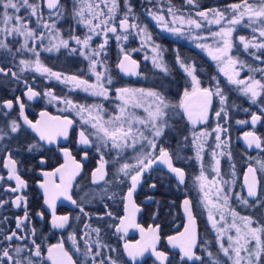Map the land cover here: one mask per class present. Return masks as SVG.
I'll return each mask as SVG.
<instances>
[{"label":"snow or ice","instance_id":"1","mask_svg":"<svg viewBox=\"0 0 264 264\" xmlns=\"http://www.w3.org/2000/svg\"><path fill=\"white\" fill-rule=\"evenodd\" d=\"M186 2L188 5L196 4V0H186ZM45 5L49 10L50 20L53 14L57 20L64 17V5L61 3V0H45ZM119 7L118 0H74L72 11L69 15L75 20L76 24L87 29V34L81 38L78 35L72 34V31H70L68 38H61L56 28V22L49 23L45 21L41 4L37 0H0V49L5 50L13 60H15L16 53L21 52H30L36 57L34 61L20 59V73L32 70L46 77H52L61 83L72 84L78 88H83L84 91H90L92 95L103 96L107 99L108 91L102 83V80L105 78L104 73L97 70L98 66L103 65L96 57L104 54L108 44V34L111 33L119 43L120 41H127L129 35L135 30L137 36L144 38L142 46H144V42H150L152 40L146 27H141L138 23H130L129 17L135 19V16L133 8L127 0H125L127 11L119 20L117 26L116 17ZM22 10L27 15H22ZM227 10L221 11L210 8L198 11L196 12V16L200 20L179 15L172 7H169L167 10L168 15L171 17L170 21L163 14L149 11V15L161 26L162 30L175 34H182L185 26L189 29H201L203 26L202 21H206L209 25H218L219 30L211 33L213 38H218L215 39V46L207 43H197L196 47L207 52L209 57L217 63L220 71L227 77L230 84L243 86L240 90L243 95L249 98L252 104H256L258 100L264 103V99H261L264 97V82L255 79L253 76H249L246 80L239 79L240 71L238 70V65L240 68H243L245 65L232 55L234 47L233 33L236 30V26L241 25L245 21H247L244 24L245 27L251 28L253 34L258 33L259 42H257L255 35L251 39L240 36V45L243 46L246 52L249 49H256L258 52L264 53V0H240L239 3L227 5ZM31 18H35V27L29 26L32 22ZM170 24L172 25L171 27L169 26ZM37 28L48 31L49 42L47 46L43 45L45 32H38ZM102 34L104 37L103 42L98 45V48H91L93 37L101 36ZM16 37H22L23 43L13 52L9 40L10 38L14 40ZM193 38L197 40L206 39L203 36ZM29 41H32L31 46L29 45ZM71 41H74L75 45L79 46V48L72 47ZM37 42L40 43L44 51L53 52L64 48L69 50L70 54H78L87 59L89 61V71L95 76L96 83L89 84L88 81L80 79L75 75H62L44 66L39 59L40 53L36 47ZM120 51L122 53V59L117 64L119 70L126 75H137L134 70L135 67H138L137 62L131 58L128 51L124 48H121ZM153 51L159 57V46H155ZM252 55L255 56V53H252ZM255 58L260 59V56H255ZM153 64L167 71L166 67L159 63L157 58L153 59ZM180 67L191 78L192 88L191 91L185 90L183 92V98L176 105L170 104L158 91L122 87L116 89V99L120 101L118 106L119 114L105 119L101 114L102 110L99 106L84 107L73 104L71 100L64 101L71 108L76 109L83 123L90 125L93 130L88 133L83 130L79 132L77 141L79 145L88 148L92 147L95 143L96 150L100 151L101 148H108L110 143V148L116 150L118 157L126 149L136 150L137 145H140V149L133 157L135 163L123 162L118 169V173L124 178H127L129 185L126 195L123 197L126 201L125 215L120 218L119 224L114 226L115 232L127 235L128 228L134 227L141 233V240L135 244L124 243V254L127 256L130 264H138V261L145 254H150L154 257L158 264H171L168 254L158 249V244L161 240L159 226L149 227L145 230L135 222V213L139 212L140 208L136 206L133 200L134 193L141 184L144 174L156 164L166 165L168 171L176 176L180 184L185 182V172L183 169L174 166L173 157L170 152L164 147L158 148V140L168 127V110L170 108L182 110L188 123L195 127L198 124L207 122L213 97L216 96L219 97V102L222 106L219 111H216V117H220L222 113H224L225 118L227 117V113L223 107L226 104L227 98L221 88L217 86L213 92L210 88L202 87L200 80L194 74V66L186 65L181 61ZM255 70L253 69V71ZM258 70L264 73V69ZM0 76L11 77L17 82L21 81V75L17 71H14L12 67L0 66ZM107 82L110 84L112 81L108 78ZM25 86L27 87L25 94L29 100L39 95L38 92L28 87L27 84ZM45 95L56 99L50 91L46 92ZM16 102L19 105V116L22 118L23 124L17 120H11L6 125L7 130L4 127H0V141H4L6 138H14L16 134L21 133L24 126L35 133L39 137V141L45 142L48 145L55 144L59 138H63L64 140L69 138V132L74 123L72 119L48 117L46 112H42L40 114L41 117H47V119H41L33 123L24 115L25 105L20 101L19 97L16 98ZM0 107L11 111L14 104L13 101L6 100ZM136 108H143L146 116L141 117L136 115L134 111H129V109ZM4 115H7V112ZM262 117H264V108L261 109V115H257L256 113L251 114V125L253 128L257 123L264 122ZM237 123H248V121H237ZM214 131L217 133L215 136L217 142L216 148L219 149L222 145L226 146V142L221 138V133L226 132L227 129L217 125ZM146 132L151 134V138L149 135H146ZM208 135L209 133L206 131L200 132L199 134L193 133V144L196 148L197 160L202 159L201 153L204 151V141L202 138ZM244 137L249 148L254 146L257 149L264 150V139L256 135L255 132H246ZM93 138L95 139L93 140ZM38 147V143H30L26 150L32 152ZM145 147L147 148L146 151ZM4 148L7 152L3 164L4 168L8 170L6 178L9 181H15V186H9L5 191L17 193L10 202L15 208H23L24 211L22 217L16 218V230L5 233L0 229V235L3 237L0 239V244L5 245L0 248V264H44L45 260L48 264H76L73 257L65 250L63 242L49 246L47 248V256H43L42 247L34 238L36 236L35 228L30 229L28 227L31 222L30 214L27 208V198L22 194L23 190L27 188L26 181L19 174V162L13 158L11 152L7 150L6 145ZM61 151L65 157L64 164L56 168L53 172H43L42 175L45 177V180L38 185L43 189L44 203L52 210L50 224L53 229H64L69 224L70 217L68 215H56V201L61 197L69 201L72 205L79 207L81 213L88 215L78 201L73 199L71 194L73 181L80 174L83 165L72 156L68 148H63ZM212 155L215 160L212 171L219 177L220 160L216 159V152H213ZM220 155H224V153L221 152ZM228 155L230 157L231 154L229 153ZM83 158L85 160L88 159V153L86 151L83 154ZM45 163L46 161L44 159L40 160V164ZM106 164L107 161L101 155L98 161V167L92 172L93 184L105 181V177L108 174ZM261 170L264 171V163L261 164ZM256 171L255 168L249 166L244 177L247 197L252 198L253 204L250 205L249 199L243 198L239 194L236 195V199L246 206H254L255 202L261 197V193L258 192L259 181L256 179ZM57 175H59V183L51 179ZM4 179L5 177L0 176V180ZM198 179L201 182L200 190L204 193L203 202L208 210V220L217 232V240L223 255L230 264H264V222H258L252 216H240L234 209L229 207L230 196L228 190L223 186L228 183L227 181H224L222 178L220 180L213 179L208 181L203 171H201ZM105 182L107 183V181ZM209 185L211 187H208ZM151 187L155 188V184L151 185ZM213 190L215 191L214 199L211 198ZM111 198L110 196L109 199ZM5 203H8V201H0V208ZM183 204L188 223L183 232L175 236L167 237V243L172 249L179 250L181 264H189V262L196 264L197 261H201V264H203L201 256L195 252L197 247L196 219L192 214L191 202L185 199ZM261 207L264 208V203H261ZM226 210H228L232 218L231 223H228L227 228L218 227L217 225L221 222L227 223L224 215ZM36 215L41 220L44 219L42 212H37ZM105 215L113 217V213L110 211L106 212ZM217 215L220 217L219 221L216 219ZM100 219H103V217H100ZM89 227L91 226L85 224V228ZM229 230H234L235 235L227 236L228 244L225 246L223 239L225 233ZM92 231L99 237L101 232L99 227L92 228ZM29 236L33 237L30 240L31 247H29V244H23L22 246L13 244V241L28 240ZM69 239L72 240L73 246L79 252L80 248L78 247L75 235H70ZM95 243L97 249L105 247L100 244L99 240ZM111 250L116 251V249ZM25 252L29 253V255H24ZM83 255L85 260L90 259L92 264H105L104 259L97 262L96 257L101 256L102 252L100 250L93 251L91 246L86 245V251ZM211 255L209 253V256ZM33 257L36 259H33ZM107 259L109 264H119V261L111 257ZM212 264H219V262L213 260Z\"/></svg>","mask_w":264,"mask_h":264},{"label":"flooded vegetation","instance_id":"2","mask_svg":"<svg viewBox=\"0 0 264 264\" xmlns=\"http://www.w3.org/2000/svg\"><path fill=\"white\" fill-rule=\"evenodd\" d=\"M37 2L41 4V10L44 14L45 21L49 23L53 21L56 22V28L61 38H68L70 31H72V34L78 35L81 38L84 36L85 28L76 24L75 20L69 15L72 11L74 0H61V3L64 5V17L59 20H57L54 14L51 20L49 19V10L45 5V0H37ZM127 2L131 4L133 12L137 14L138 18L144 21L146 27L151 31L152 36L156 40L155 42L164 50L167 71L156 69L149 60L145 59L148 55L138 51L139 43L134 34L129 35L127 41H120L118 43L114 36L109 33L105 52L99 58L104 66V70L107 69L106 75H109L112 81L109 84L107 82L108 78H106V87L107 90H109L110 98L106 102H102V107L106 110H114V107L118 103L116 100V89L122 87L158 91L170 104L176 105L183 98V92L185 90L191 91L192 88L188 75L183 68L180 67V62H183L182 59L184 57L181 55L182 48L190 47L195 51L201 50L163 36V34L157 31L154 25L148 21L147 17H145L146 13H149V11L153 9L163 10L168 7L164 0H150V3L146 0H127ZM118 3L120 4V10L123 12L125 9V0H118ZM191 10L193 9L191 8ZM183 12L192 14L188 11ZM21 14L27 15L23 10ZM121 16L117 15L116 17L117 26L119 20L122 18ZM31 20L32 22L29 26L35 27V18H31ZM129 21L131 22V20ZM37 31L45 32L43 45L47 46L49 42L48 31L40 28H37ZM99 39V37H96V42H98ZM102 42L103 41H100L97 46ZM22 43L23 38L20 37L18 45L12 46L13 52H15V49L20 47ZM70 43L71 46L73 45L74 47L75 43L72 41ZM168 44L171 46L169 47ZM29 45H32V41H29ZM36 47L40 53L39 59L41 63L52 71L61 73L62 75H75L88 82L94 81L95 78L89 71V61L84 57L78 54H70L69 50L64 48H61L59 51L47 52L43 50L39 42H37ZM121 48L127 50L131 58L137 62L138 67L134 69L137 75H126L117 67L118 61L122 59ZM204 56L210 60L205 54ZM257 56H260L259 60L264 66V53L259 52ZM243 57H245V55ZM20 59L34 61L36 57L34 55H29L27 52H21L16 53L15 60H13L5 50L0 49V66L12 67L14 71H17L21 75L20 82L13 80L11 77L0 76V105L6 100H11L14 104L11 111L0 107V127H4L5 130H7L6 125L11 120H17L23 124V120L19 116V105L16 102L17 97H19L20 101L25 105L24 115L33 123L41 119H47V117H41L40 114L42 112H46L48 117L72 119L74 123L69 132V138L67 140L59 138L57 142L52 145L39 141V137L31 132L30 129H27L26 126H24L21 133L16 134L14 138H6L4 141H0V176L5 177L4 180H0V201H8V203H5L4 206L0 208V229L5 233L16 230V218L22 217L24 211L23 208H15L10 202L17 193L5 191L9 186H15V181L7 180L8 170L3 166L7 156V152L4 148L6 145L7 150L11 152L13 158L19 162V174L22 179L26 181L27 188L23 190L22 194L27 198V208L30 214L31 222L28 227L30 229L33 227L35 228L36 236L34 238L37 243L41 245L44 257L47 256V248L49 246L63 242L65 250L73 257L76 264H92L91 260L88 259L86 261L83 255L86 251V245L91 246L93 251L100 250L102 252L101 256L96 257L97 262L104 259L105 264H109L107 258L111 257L119 261V264H130L127 256L124 254V243L128 242L135 244L137 241L141 240V233L134 227L128 228L127 235L116 233L114 226L118 225L120 218L125 215L126 201L123 197L126 195L129 185L127 178L120 175L118 169L123 162L135 163L133 157L137 152L127 150L118 157L116 150L110 147L101 148L100 151H97L95 143L92 147L88 148L79 145L77 143L79 132L83 130L88 133L89 131L82 119L76 117L72 113L71 107L64 101L71 100L74 104L86 107L94 103H96V105L99 104L101 102L100 99L85 94V91L82 89H73L71 84L61 83L52 77H46L32 70L20 73ZM172 63H175V68L177 67L180 75H171L170 69L172 68ZM210 63L215 64L212 61ZM185 64L194 66V64L190 62ZM99 71L102 72L103 69L99 67ZM195 75L200 80L202 87L210 88L213 92L220 83L219 80V83H216L212 76H206L207 79L205 80L202 79L198 76L196 67ZM221 77V82H223L224 85L227 87L233 86L241 91L239 86L236 85V87L234 84H230L225 76L221 75ZM256 78L264 82L262 76ZM26 84L39 93V95L32 100H29L25 94L27 92ZM49 91L52 92L56 99H52L45 95V93ZM241 95H243L242 92ZM261 99H264V97ZM215 103L216 99L214 96V105L209 116V121L198 124L195 127L188 123L182 110L176 108H170L168 110V127L158 140V148L164 147L170 152L173 157L174 166L184 170L185 182L180 184L174 174L168 172L162 164H156L151 170L144 174L142 182L133 196L136 206L140 208V211L135 213V222L145 230L149 227L159 226L161 240L158 244V249L168 254L171 264H181L179 250L172 249L171 246L168 245L167 237L175 236L183 232L188 223L183 204L185 199L191 202L192 214L196 219V254L201 256L203 264H212L213 260L218 261L219 264H230L220 250L217 235L208 220V212L202 201L201 191L196 185V177L200 169L194 159V150L192 147L193 130L204 129L210 124L215 109ZM253 105L256 107L254 108L251 105L252 108L243 107L238 109L240 116L235 118L233 122L231 121L232 108H230L228 104L226 106L229 128V153L231 154L232 141H234L231 131L233 124L236 129V142L240 145V149L243 155L247 157L248 162L243 170L238 171L234 167L235 164L231 159V155L230 157L225 155L221 160V175L224 181H227L228 184L231 185L233 183L234 186L233 193L229 195L230 207L241 216H252L254 220L264 222V208L261 207V203H264V171L259 170L253 165L260 159L264 162V150L257 149L254 146L249 148L244 137L246 132L252 131L264 139V122L257 123L254 128L251 125V114L256 113L257 115H261V109L264 108V103L258 100V102ZM245 109H247V111H245ZM5 112H7V115H4ZM262 119H264V117H262ZM246 120L248 124L245 127H240L237 123V121ZM240 135L242 137L238 139ZM30 143H38L39 147L32 152H28L26 148ZM63 148H68L72 156L83 165L82 174L73 181L71 194L73 199L78 201L88 215L81 213L79 207L60 198L56 201V215H68L70 220L67 229L59 231L51 227L52 210L44 203L43 189L38 185L45 180V177L42 175L43 172H53L56 168L64 164L65 157L61 151ZM146 150L147 148L145 147V151ZM85 151L88 153L87 160L83 158ZM101 155H103L104 159L107 161L106 171L108 174L105 177L107 183L102 181L98 184H93L92 172L98 167V161ZM178 157H184L186 159L184 165H179L177 163L176 159ZM41 159H44L46 163L40 164ZM202 161L203 168L208 171L209 167L212 165V158L209 157L208 151L204 153ZM249 166L255 167L257 170V178L259 181L258 192L261 193L260 199L255 202L254 206H246L236 199V195L239 194L241 197L249 199L250 205L253 204L252 199L247 197V193L244 190V177ZM51 179L59 183V175ZM153 184H155V188L151 187ZM226 190H228V194H230L229 188ZM110 196L112 197L111 199H109ZM109 211L113 213V217L105 215V213ZM37 212L43 213V220L36 215ZM77 217H79V219H77ZM100 217H103V219H100ZM85 224L91 227L85 228ZM110 225H112V227H110ZM96 227L101 229L99 237L92 231V228ZM85 233H87V235H85ZM70 235H75L78 247L80 248L79 252L76 251L72 240L69 239ZM2 238V235H0V239ZM32 238L33 237L29 236L28 240L25 241H13V244L21 246L23 244H29V247H31L30 240ZM97 240L105 247L97 249L95 243ZM4 246V244H0V248ZM111 249H116V251H112ZM209 253L212 255L209 256ZM24 255H29V253L25 252ZM33 259L36 258L33 257ZM44 264H48V262L45 260ZM138 264H158V262L155 261V258L150 254H145V256L138 261ZM189 264H191V262H189ZM196 264H201V261H197Z\"/></svg>","mask_w":264,"mask_h":264},{"label":"rangeland","instance_id":"3","mask_svg":"<svg viewBox=\"0 0 264 264\" xmlns=\"http://www.w3.org/2000/svg\"><path fill=\"white\" fill-rule=\"evenodd\" d=\"M146 1L148 3H150V0H146ZM169 7L170 6L164 8L163 10L162 9H153L151 12H155V13H158V14H163V15H165L166 19L170 21L171 20V17L168 15V11H167ZM120 9L121 8L119 7L118 14H117L119 16L124 15V13L127 11L126 7H125V9H124L123 12ZM105 11H106V9H105ZM174 11H177V10L174 9ZM177 13L179 15H183L185 17H191V18L200 20V18L198 16H196V13L188 14V13H184V12H180V11H177ZM134 16H135V19H133L132 17H129V20H131L130 23H138L141 27H146L144 21L141 20V19H139L138 16H137V14L134 13ZM121 17H123V16H121ZM145 17H147L148 21H150L154 25L155 29L157 31H159L161 34H163V36H165L167 38H170L172 40H175L176 42H181V43H184V44H188V45L193 46L195 48H198V47H196L197 43H207L209 45L215 46V39H218V38H213L211 36V33L212 32L219 30V26L216 25V24L209 25L206 21H202V25L203 26H202L201 29H195V28L189 29L187 26H185L182 34H175V33H172L170 31H164V30H162L161 26H159L157 24V22L152 19V17L149 15V13H146ZM246 23H247V21H245L244 23H242L241 24V27L240 26H239V28L236 27V30L233 33L234 47H233V50H232V55L235 58H237L239 61L243 62V64L245 65L243 68H240L239 65H238V70L240 71V76L238 78L239 79H245L246 80L249 76H253L255 79H258V78H256L258 76H262V79L264 81V73H262L261 71L258 70V69H264V66L261 64V61L259 59H256L255 58V56H257V54L259 52L256 49H249V51L246 52V51H244L243 46L240 45V43H239V37L240 36H244L245 38L251 39L253 37V35H255L257 37V42H259L258 33L253 34L251 28L244 26V24H246ZM169 26L171 27L172 25L170 24ZM177 27H178V25H177ZM147 31L151 35L152 40L150 42H144V46H142V41L144 40V38L141 37V36H137L135 34V30L132 31V34H134V36L136 37V39H138V43H139V49H138V51L140 53H144L145 55H148V56H146L147 57V60H149L156 69L162 70L161 68L156 67L153 64V59L154 58H157L158 59V62L161 63L162 65H164L166 67V69H167L164 50L160 47V45L157 42H155L156 40L154 39V37L152 36L151 31L148 28H147ZM86 34H87V29H85L84 36ZM196 36H203L206 39H201V40L194 39L193 37H196ZM96 37H99L100 38L98 42H96ZM19 39H20V37H16L14 40H12L10 38L9 42H10L11 47L14 46V45L15 46L18 45ZM103 39H104L103 34L101 36H94L93 37V40L91 42V48H98L97 44L100 41H103ZM72 42L74 43V41H72ZM155 46H159V57H157L156 52L153 51V49H154ZM72 47H73V45H72ZM74 47H78L79 48V46H77V45L76 46L74 45ZM198 49L201 50L212 62H214L215 63V66L217 67V69L219 71V73L221 75L225 76L220 71V68L218 67L217 63L215 61H213L209 57V55L207 54V52L205 50H202L201 48H198ZM134 52H136V51H134ZM27 53H29V55H31V56L33 55L30 52H27ZM252 53H255V56L252 55ZM244 55H245V57H243ZM100 57H96V59L99 60ZM99 67H101L103 69L102 72L104 73V77L105 78L102 80V83H103L104 87L107 89V87H106V85H107L106 78H109V75L108 76L106 75V71L104 70V66H98V69H97L98 71H99ZM253 69H256V70L253 71ZM162 71H164V70H162ZM92 76H94V75H92ZM94 78H95V76H94ZM189 79H190V82H191V78L190 77H189ZM88 83L89 84H95L96 83V78L94 79V81H91V82H88ZM191 86H192V84H191ZM201 86H202V84H201ZM237 86H239L240 89L243 87L242 85H237ZM71 87L73 89H82L83 90V88H78V87H76L75 85H72V84H71ZM133 89H141V88H133ZM107 91H108V98L107 99H105L103 96L92 95V94H90V91H85V94H88L90 96H93L94 98H99L100 101H101L97 105H96V103H94L93 105H88L86 107H92L94 105L99 106V108L102 110L101 111V114L104 116L105 119H109L112 116L118 115L119 114V107L118 106L120 104V101L116 99L118 103L114 107V110L113 109L106 110L104 107H102V105H103L102 102H106L110 98L109 97V94H110L109 93V90H107ZM146 91H148V90H146ZM239 92L241 94V91H239ZM215 99H216L215 109H214V113H213L212 119L210 121V124H208V126H206L204 129H195V130H193V133L195 132L196 134H199L200 132H203V131H206V132L209 133V135L207 137L202 138L203 141H204V151L201 153V157H202L201 160H197L196 159V148H195L194 144L192 145L193 150H194V159L196 160V163L198 164V167L200 169L199 170V173H198V176L196 177V185L199 187V189H200V183L201 182L199 181L198 177L200 176L201 171H203L204 175L208 178V181H211L213 179H216V180H220L221 178L223 179V176L221 175V160H222V158L225 155L226 156H229L228 155L229 154V150H228V138H229L228 116L225 118L224 113H222L220 117H216V115H215L216 111H219L222 106L220 105L219 97H216L215 96ZM226 106H227V100H226V104L223 106L225 108V111L227 112ZM71 109H72V113L76 117H78V118L81 119V116L78 115L77 110L74 109V108H71ZM129 111H134L136 113V115L141 116V117L146 116V113L144 112L143 108L129 109ZM94 112H95V109H94ZM85 115H87V114H85ZM209 119H208V121H209ZM238 124H239L240 127H245V126H247L248 123H238ZM85 125L87 126V129H88L89 132L93 131L91 129L90 125H88V124H85ZM217 125H220L221 127L227 129L226 132H222L221 133V138H222L223 141L226 142V146H223L222 145V147L219 148V149L216 148V143L217 142L215 140V136L217 135V133L214 131V129L216 128ZM138 127H142V126H138ZM193 133H192V137L194 139ZM146 135H149V137L151 138V134L150 133L146 132ZM241 137H242L241 135L238 136V139H241ZM94 139L95 138H93V140ZM109 147H110V143H109ZM139 149H140V145H137V149L136 150L126 149L125 151L129 150V151L138 152ZM207 151L209 152V157L212 158V165L209 167V170L208 171H207V169L203 168V163H202L203 162L202 161L203 160V155ZM213 152H216L217 153L216 159H219L220 160V166H219L220 167V176L219 177L217 176V174L215 172L212 171V168L215 165V160H214L213 155H212ZM221 152H223L224 155H220ZM262 163H264V162H263V160L260 159L257 162H255L253 165H255L259 170H261V164ZM230 185L231 184H228V183L226 185H223L226 189L229 188V192H230L229 195H231L233 193V189H234L233 183H232L231 186ZM208 187H211V185H209ZM200 194H201L202 201H203L204 193L201 192ZM211 198H213V199L215 198V191L214 190L211 193ZM229 207H230V205H229ZM207 212H208V210H207ZM224 215L226 217L227 223L221 222V223H219L217 225L218 227L227 228L228 227V223H231L232 218L229 215L228 210L225 211ZM216 219H217V221L220 220L219 215L216 216ZM209 223L212 226V224H211L210 221H209ZM214 231H215V233L217 235V232H216L215 229H214ZM228 235H233L234 236L235 235V231L234 230H229V231H227L225 233V236H224V239H223V243L225 244V246H227V244H228V241H227V236Z\"/></svg>","mask_w":264,"mask_h":264},{"label":"trees","instance_id":"4","mask_svg":"<svg viewBox=\"0 0 264 264\" xmlns=\"http://www.w3.org/2000/svg\"><path fill=\"white\" fill-rule=\"evenodd\" d=\"M165 4L180 10V11H188L190 13L198 12L207 10L210 8H215L221 11H228L227 5H230L232 3H239L240 0H196L195 5H188L186 0H164ZM191 8L193 10H191ZM240 25H237L236 27L239 28ZM170 47L171 45L168 44ZM181 55L183 57V62L185 63H193L194 66L197 69L198 76L202 79H207L206 76H212L216 83L218 80L220 81L219 87L223 91L224 95L227 98V104L231 110V121L233 122L235 118H238L240 116V113L238 109L243 107H249L252 108V106L255 108L256 106L251 103L248 97L245 95H241L240 92L232 87H227L226 85L221 82V74L219 73L217 67L215 64L210 63L211 61L208 60L204 54L201 51H195L191 49L190 47H183L181 51ZM174 60V59H173ZM187 61V62H186ZM174 66V67H173ZM175 63H172V68L170 69L171 75H180L177 67L175 68ZM205 83V82H204ZM172 99V98H171ZM169 99V100H171ZM252 105V106H251ZM236 108V109H234ZM231 131L233 133L232 137L234 141H232L231 146V159L234 162V167L236 170L241 171L244 169L246 163L248 162L247 157L243 155V152L240 149V145L236 142V129L234 128L232 124ZM237 143V144H236ZM185 157V156H184ZM184 157H178L177 163L179 165H184L186 159Z\"/></svg>","mask_w":264,"mask_h":264},{"label":"water","instance_id":"5","mask_svg":"<svg viewBox=\"0 0 264 264\" xmlns=\"http://www.w3.org/2000/svg\"><path fill=\"white\" fill-rule=\"evenodd\" d=\"M213 102H214V97H213V101H212V105H211V107H210V109H209V113H208V119H209V116H210V114H211V111H212V109H213ZM208 121V120H207ZM31 131V130H30ZM163 165V164H162ZM164 166V168L168 171V169H167V167H166V165H163ZM253 168H255V167H253ZM256 169V168H255ZM169 172V171H168ZM171 173V172H170ZM82 174V170L80 171V174L79 175H77L76 176V178H78L80 175ZM173 174V173H172ZM76 178H75V180H76ZM256 179L258 180V178H257V172H256ZM74 180V181H75ZM102 182V181H101ZM244 190L246 191V193H247V189H246V187H245V185H244ZM60 199V198H59ZM58 199V200H59ZM61 199H63L62 197H61ZM250 199H252V198H250ZM67 229V226L64 228V229H58L59 231H64V230H66Z\"/></svg>","mask_w":264,"mask_h":264}]
</instances>
